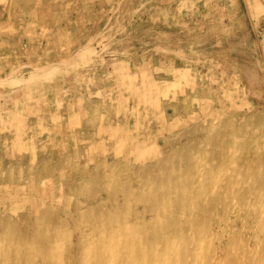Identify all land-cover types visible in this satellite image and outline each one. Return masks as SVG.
I'll list each match as a JSON object with an SVG mask.
<instances>
[{
	"label": "rangeland",
	"instance_id": "obj_1",
	"mask_svg": "<svg viewBox=\"0 0 264 264\" xmlns=\"http://www.w3.org/2000/svg\"><path fill=\"white\" fill-rule=\"evenodd\" d=\"M263 2L0 0V264H76L78 199L69 192L82 183L80 192L96 199V215L115 196L113 185L102 191L101 171L116 165L117 157L123 161L119 173L154 172L159 187L169 179L183 184L187 178L171 177L170 166L185 170L191 149L212 144L217 135L224 139L231 130L237 138L248 131L253 145H261L260 151L249 150L261 167L253 179L259 184L264 179ZM32 72H38L36 78ZM181 75L187 83L167 89L165 98L179 104L182 93L189 92L188 102L167 104L162 96L167 81ZM152 100L158 111L148 105ZM69 117L74 119L71 131ZM237 153L248 157L242 148ZM123 178L128 184L129 178ZM119 195L116 211L123 206ZM42 209H54L50 223L64 216L72 221L64 231L69 234L66 252L57 260L48 254V240L36 233L43 225L36 222L35 210ZM8 220L11 229L4 228ZM233 233H240L237 222ZM225 242L219 244L220 256Z\"/></svg>",
	"mask_w": 264,
	"mask_h": 264
},
{
	"label": "bare ground",
	"instance_id": "obj_2",
	"mask_svg": "<svg viewBox=\"0 0 264 264\" xmlns=\"http://www.w3.org/2000/svg\"><path fill=\"white\" fill-rule=\"evenodd\" d=\"M40 30L41 29H39V31ZM88 52L86 54H88ZM102 59H103V56H102ZM72 67L74 69L76 65ZM68 70L70 71L71 68H68ZM41 71H42V75L48 74L47 72H44L43 70H40L38 72L40 73ZM135 71L136 70L134 69V72ZM38 72L36 73L32 72L31 78H36L37 76L36 74ZM126 74L124 77H126ZM49 77H46V78H49ZM67 77L69 76L67 75ZM73 78H79V77H73ZM17 80L19 79H15L14 81H17ZM154 83L157 84L159 82H154ZM186 83H187V80H186V76L184 75H181L179 77L171 79L170 81H167V87L164 90L165 92L162 93L163 98L167 97V92H168L167 89L168 90L179 89V88H182ZM57 87L58 86H56V88ZM69 94L71 93L69 92ZM188 94L189 92L182 93V100L184 102H188V96H189ZM50 100L48 102H50ZM165 100L167 104H170V105L175 104L174 100L167 101L166 98ZM182 100L178 101V103L179 104L182 103L183 102ZM179 104H175V105L178 106ZM148 105L151 106V108L156 111L159 110V105L154 100H152L151 103ZM98 106L99 104L97 105V108ZM206 107L208 108V106ZM38 113L39 111H37V114ZM74 113H77V112H74ZM48 115L50 114L48 113ZM77 115L79 116L80 114H77ZM184 115H186V113ZM203 116H206V115H203ZM70 117H71V114H70ZM70 117L68 118L69 121L70 119H73V117L72 118ZM21 118H23V116L20 117V119ZM72 123L71 121H70V125L69 123H66L67 127L69 128L68 131H71V129L74 128V125ZM171 126L173 127V125ZM230 126H235V125L231 124ZM4 127H5V123H4ZM245 127L248 129L247 126ZM236 136H237V133L231 130L230 132H227V135L225 134L224 139L219 140L218 135H217L214 138L212 144H205L201 147L191 149L188 157L186 158L188 164L186 165L187 169L185 170H182V168L175 169V166L173 165L170 166L168 169V173L171 174V177H174L175 179H181L183 177L187 178V182L183 184L179 182H174V180L169 179L168 184L166 186L159 187V185H156L154 183V177L152 176L154 172L152 174H147V173L142 174L143 172L139 171L136 175L128 172V173H123L124 174L123 175L122 172L120 173L118 172L119 166L121 165V163L123 164V161L122 159L117 157L118 160H117L116 165L108 167V168H105L104 166L103 171H101V176L104 178V180L101 178V181L103 180L102 191L107 190L108 192L110 185H113L114 188L111 189V191L114 192L115 196L111 198L106 203L105 208H101L96 213V215L92 214V212H94L92 204H93V201L96 199L93 200L90 197H88L86 192H80L82 189H84V185L82 183H78L75 186L76 192L75 193L73 191L69 192V195L71 194L73 195V198L78 199L77 206H76V212H74L77 217V220H76L77 224L80 227L79 228L78 226H76L78 227L77 229L80 230V242L78 244L79 246L78 247V258H77L76 264H264V185L261 184L263 183L264 179L259 180V184L257 185L254 183L253 179H255L256 174L260 172L261 167L257 161L252 160L251 159L252 157L249 156V154L251 153L249 150L253 152L260 151L261 145L260 144L253 145L251 134L248 131H246L243 137L237 138ZM79 139L80 137L77 140ZM133 139L134 138H132V140ZM80 144L82 145V142ZM119 145L120 146L124 145V141L120 140ZM239 148L246 150V153L248 154L247 158L245 157L244 159H242L243 157L238 155L237 152ZM100 149H101V146H100ZM261 161H262L261 162L262 166H264V158ZM141 162L147 163L148 160L144 159ZM144 166H146V164L142 165V167ZM154 168H156V165L152 163L151 169H154ZM123 176L129 178L128 184H125L123 182L124 181ZM88 177H91V176H88ZM88 177L86 179H88ZM94 184L91 183V186L93 187ZM1 185H3V183ZM118 191L121 194L119 196L122 197L121 199L123 201V206L121 210L119 209V211H116L117 210L116 208L119 207L117 205L118 203L117 197L119 193ZM104 192L106 193V191ZM51 197H54V196H51ZM59 197L61 198V196H58L57 199H60ZM103 198H104L103 196H100V199H101L100 201H103ZM56 204H59V203H56ZM48 210L49 211L47 212H45L44 209L41 210L42 212L39 210L38 211L35 210L36 211V214H35L36 222L43 225L42 228H39L36 233L37 235L44 238L45 240H48L47 241L48 246H49L48 254L50 255L51 258L55 257V259L57 260V259H60L66 252V244L68 242L69 234L64 231L69 226L68 221L70 223L72 221L67 216H64L65 219H60L61 217H59L60 215L59 214L58 215L59 218L56 217L58 219L50 223L49 219L55 216L56 214L54 212V209H48ZM14 214L16 215V213ZM12 222L13 221L8 220L5 223L4 228L6 229L13 228L14 225L12 224ZM236 222L239 224V231H240L239 235L237 236L234 235L233 233V225ZM12 240L10 241L12 242ZM222 240L223 242L225 241L226 242L224 246V254L223 256H220L217 253V250H218L219 244L223 243ZM7 243L9 244L8 241ZM12 244L16 245L19 243L16 242L15 244L12 242ZM17 249H15V252L20 251V248L17 247ZM7 254H10V252H8ZM8 258H7V261H8ZM25 260H28V259H25ZM61 261H63V259Z\"/></svg>",
	"mask_w": 264,
	"mask_h": 264
}]
</instances>
